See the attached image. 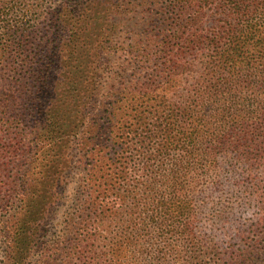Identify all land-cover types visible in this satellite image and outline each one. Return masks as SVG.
Returning a JSON list of instances; mask_svg holds the SVG:
<instances>
[{
	"label": "trees",
	"instance_id": "trees-1",
	"mask_svg": "<svg viewBox=\"0 0 264 264\" xmlns=\"http://www.w3.org/2000/svg\"><path fill=\"white\" fill-rule=\"evenodd\" d=\"M0 245L264 264V0H0Z\"/></svg>",
	"mask_w": 264,
	"mask_h": 264
},
{
	"label": "rangeland",
	"instance_id": "rangeland-1",
	"mask_svg": "<svg viewBox=\"0 0 264 264\" xmlns=\"http://www.w3.org/2000/svg\"><path fill=\"white\" fill-rule=\"evenodd\" d=\"M74 59V58H73ZM73 62H75V59L73 60ZM58 73H59V71H58ZM71 192H72V190L70 189V194H71ZM70 201H68L67 202V204H65L62 208H61V210H60V212H59V219H58V221L57 222H55L54 224H53V226H52V230L53 231H58V230H60V229H62V221L64 220V218H65V216H64V214H66V212H67V210H68V206L70 205ZM261 211H263V210H260V209H258V210H254V209H250L249 210V213H247L246 214V219L247 220H250L251 218H253L254 216V214L256 213V212H261ZM60 223H61V226H60ZM4 250H5V247L3 246V245H0V262L2 261V259H3V254H4ZM212 263V262H211ZM212 264H216V261H213V263Z\"/></svg>",
	"mask_w": 264,
	"mask_h": 264
}]
</instances>
